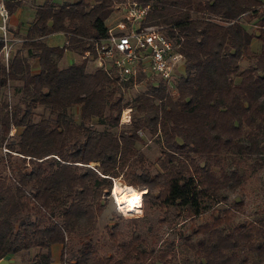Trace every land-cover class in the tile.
<instances>
[{"label": "trees", "instance_id": "obj_1", "mask_svg": "<svg viewBox=\"0 0 264 264\" xmlns=\"http://www.w3.org/2000/svg\"><path fill=\"white\" fill-rule=\"evenodd\" d=\"M126 1L147 5L146 24L161 28L183 55V74L175 78L173 93L162 83L147 84L124 101L130 85L96 66L87 69L86 59L59 66L64 51L81 55L103 36L106 18ZM263 1L43 0L36 5L7 68L0 65V260L34 248L28 264H50L49 247L59 244L64 264H177L173 241L156 248L135 230L107 256L98 255L85 235L65 260L67 242L93 225L113 179L120 177L145 190L142 216L127 220L135 227L154 203L192 219L207 201L222 202L237 192V201L212 207L209 220L190 229L194 264H264V209L233 221L250 176L264 174ZM57 32L63 45H46L44 38ZM252 39L260 43L256 52ZM9 82L18 93L12 105L1 95ZM37 107L46 114L34 120ZM72 108L78 109L77 122L69 114ZM124 108L130 109L127 125L119 123ZM138 133L157 143L159 154L150 163L136 147ZM105 229L117 241L116 224Z\"/></svg>", "mask_w": 264, "mask_h": 264}, {"label": "rangeland", "instance_id": "obj_2", "mask_svg": "<svg viewBox=\"0 0 264 264\" xmlns=\"http://www.w3.org/2000/svg\"><path fill=\"white\" fill-rule=\"evenodd\" d=\"M43 0H30L28 3L23 4L19 7V10L13 11L11 17L13 20L20 24L22 27H25L26 23L30 21L33 15L32 5L40 4ZM65 1L71 0H52L55 4H61ZM129 2V1H126ZM125 2V3H126ZM10 17V18H11ZM122 17L120 10H113V12L106 18L105 26H112ZM247 27V26H245ZM247 30L252 31L251 27H247ZM19 35H24L25 30L20 29ZM46 43L51 46L61 47L63 45V38L60 35H52L46 39ZM18 47V46H17ZM16 47V48H17ZM250 48L252 51L256 52L260 48V43L256 39H252L250 43ZM78 54H73L70 51L64 52L62 58L59 61L60 67H65L69 64L79 62ZM78 58V60H77ZM30 64H33L31 58H27ZM90 64L87 69H92L95 67V63L89 60ZM244 61L240 62V67L244 66ZM177 76L183 74V65L182 63L176 68ZM14 83L9 82L8 86L2 91L1 95L4 97L7 104L12 105L16 103L18 99V93L12 92V86ZM147 83L142 82L138 87H128L126 90H123V100L126 101L131 99L136 93L142 92L146 88ZM33 119H37V114H46V110L41 107H37L33 111ZM72 119L78 121V109L72 108L69 111ZM127 122H122L120 124L127 125ZM99 128V127H98ZM13 133V129L10 130ZM141 139V143H137L136 147L140 149V152L146 159L147 163L153 161L155 157L158 156V147L157 143L153 138H150L146 133H138ZM4 149L0 146V155H3ZM6 157V156H4ZM17 162V161H15ZM155 167L150 168V171L153 172ZM7 173V171H4ZM115 186V187H114ZM125 186H128L125 181L120 177L113 179L111 188L108 191L107 199L104 204L103 211L96 217L95 222L88 229H81L75 232L71 239L67 242L66 245V258L67 262L70 259V255L73 254L76 249L79 247L80 241H82L85 235H88L91 238L92 246L96 250L98 255H110L114 254L115 244L122 241H127L133 230L136 233H139L148 244H154V246L164 248L165 242L173 241V251L175 254V259L177 264H194L196 261L195 255L193 254L192 249L189 246V243H192L195 235L190 233V229L193 225H198L209 220L208 215L212 207L218 208L228 205L233 201H237L239 194L237 192L228 193L225 201L214 202L207 201L205 203V210L199 215L194 216L192 219H187L185 213L180 209H175L173 207L160 208L156 203L152 205L150 212L144 216L141 221L138 223V226L135 227L127 223V220L131 218H140L142 216V207H141V195L144 193V189H137L132 186V189L138 191L139 195V205L135 207H128L125 211H118L116 207V202L112 197L113 190L115 192H121ZM112 187L113 190H112ZM243 203L240 208L235 212L233 221L242 220V219H251L260 214V211L264 209V174L259 172V176L251 175L250 179L245 185L243 190ZM117 226V229L120 232L117 241H111L106 233L105 227H111L113 225ZM187 238V239H185ZM37 252V249H29L27 251H21L14 255H9L2 260L0 264H28L31 261V258ZM61 247L59 250L58 262L54 260L53 264H62V259H60ZM50 256V254H49ZM151 264H160L158 262H153Z\"/></svg>", "mask_w": 264, "mask_h": 264}, {"label": "built area", "instance_id": "obj_3", "mask_svg": "<svg viewBox=\"0 0 264 264\" xmlns=\"http://www.w3.org/2000/svg\"><path fill=\"white\" fill-rule=\"evenodd\" d=\"M118 7L122 17L112 26H106L103 36L90 41V48L81 53V59L93 61L96 67L118 81L127 82L129 87H138L142 82L162 83L173 93L176 68L184 63L178 46L161 28L146 24L147 5L126 2ZM8 23L5 0H0V65L5 69L15 47L23 41L11 33ZM129 114L130 109L124 108L119 123L128 124Z\"/></svg>", "mask_w": 264, "mask_h": 264}, {"label": "crops", "instance_id": "obj_4", "mask_svg": "<svg viewBox=\"0 0 264 264\" xmlns=\"http://www.w3.org/2000/svg\"><path fill=\"white\" fill-rule=\"evenodd\" d=\"M6 1H8V2L6 3V5L8 6V7H6V9L9 8L10 4L13 3V2H18V3H19V4L16 5L14 8H10V12H8V13H9V23H8V26H9V30L11 31L12 34H16V36H19V37L23 38L24 35H22V34L19 35V34H20V33H19V30H20V29H24V30L26 31L27 27L29 26L30 22L32 21L33 15H32V17H31L30 21H28V22L26 23L25 27H22L20 24H17V23L13 20V18L11 17V14H12V12H13L14 10H15V11L19 10V7H20L21 5L28 3V1H30V0H6ZM37 5H38V4H37ZM31 6H32V8H33V14H34V8H35L36 5H32V4H31ZM10 17H11V18H10ZM52 35H60V36H62V38H63V42H64L63 34H62L61 32H57V33H53V34L47 35V36L44 38L45 43H46V39H48V37H50V36H52ZM46 45L51 46V45H49L48 43H46ZM64 52H66V51H64ZM70 52H71V51H70ZM71 53L76 54V53H74V52H71ZM63 54H64V53H63ZM77 57H79V62H80L81 60H83V59H81V57H80L79 54H78ZM77 60H78V58H77ZM86 61H87V67H88V66H89L88 64H90L91 62H90L88 59H86ZM89 62H90V63H89ZM76 63H78V62H76ZM60 247H61V246H60L59 244H53V245H51V246L49 247L50 264H53V263H54V260H56V262H58V257H59V250H60Z\"/></svg>", "mask_w": 264, "mask_h": 264}, {"label": "bare ground", "instance_id": "obj_5", "mask_svg": "<svg viewBox=\"0 0 264 264\" xmlns=\"http://www.w3.org/2000/svg\"><path fill=\"white\" fill-rule=\"evenodd\" d=\"M113 190V189H112ZM112 197L116 202L118 211H125L128 207L137 205L139 202L138 191L129 186H125L121 192L113 190Z\"/></svg>", "mask_w": 264, "mask_h": 264}]
</instances>
